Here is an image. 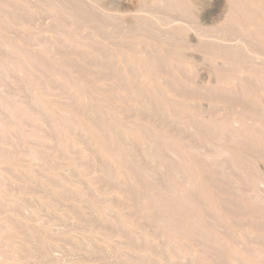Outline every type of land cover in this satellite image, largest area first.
<instances>
[{"label":"rangeland","instance_id":"374dc122","mask_svg":"<svg viewBox=\"0 0 264 264\" xmlns=\"http://www.w3.org/2000/svg\"><path fill=\"white\" fill-rule=\"evenodd\" d=\"M159 1L0 0V264H264V0Z\"/></svg>","mask_w":264,"mask_h":264},{"label":"bare ground","instance_id":"6f19581e","mask_svg":"<svg viewBox=\"0 0 264 264\" xmlns=\"http://www.w3.org/2000/svg\"><path fill=\"white\" fill-rule=\"evenodd\" d=\"M27 1V0H26ZM94 2H95V4H96V6L99 8V9H101V10H106V9H110V8H106L105 6V8H103V6H101V5H99V3L97 4L96 3V1L97 0H93ZM169 1H173V0H160L159 1V3H163L164 4V2L165 3H168ZM122 2V1H121ZM69 3V2H68ZM170 3V2H169ZM246 5V4H245ZM20 6V5H19ZM24 6V5H23ZM34 6V5H33ZM39 6V5H38ZM51 6V5H50ZM194 7V6H193ZM262 7V6H261ZM260 7V8H261ZM25 8V7H24ZM23 8V9H24ZM43 8V7H42ZM247 8V7H246ZM44 9V8H43ZM143 11V10H142ZM107 12V11H106ZM109 12V11H108ZM144 12V11H143ZM4 13V12H3ZM259 13H262V12H259ZM153 14V13H152ZM196 14V13H195ZM55 15V14H54ZM57 15V14H56ZM260 15V14H259ZM60 16H62V15H60ZM132 16V15H131ZM28 17V16H27ZM196 17H197V15H196ZM37 18V17H36ZM25 19V18H24ZM40 19V18H39ZM201 19V18H200ZM212 21V20H211ZM74 22H76V21H74ZM131 22H132V20H131ZM200 22L201 21H199V24L197 23V20L195 19V21H192V22H190V21H188V20H186V19H184V18H178V17H175V18H171V17H167V20H166V25H168L169 27H171V28H183V29H186V31H193L194 29L197 31L198 29H201L200 28ZM46 24V23H45ZM203 24H204V22H203ZM259 24V23H258ZM20 25H21V23H20ZM102 25V24H101ZM25 26V25H24ZM164 26V25H163ZM162 26V27H163ZM77 27V26H76ZM138 27V26H137ZM234 27V26H233ZM263 27H264V25H263ZM33 28V27H32ZM206 29V28H205ZM15 30V29H14ZM203 30V29H202ZM201 30V31H202ZM201 31H200V34H201ZM15 32V31H14ZM48 32H50V31H48ZM198 32V34H199V31H197ZM196 32V33H197ZM202 33H203V31H202ZM209 33V32H208ZM205 34V33H204ZM196 35V34H195ZM207 35V33L205 34V36ZM90 36V35H89ZM192 36V35H191ZM191 36H190V38L189 37H187V38H189V39H191ZM74 37V36H73ZM236 37V36H235ZM200 38V37H199ZM79 39V38H78ZM237 39V38H236ZM240 40V39H239ZM222 42V41H221ZM142 44V43H141ZM93 45H94V43H93ZM97 46V45H96ZM144 46V45H143ZM102 50V49H101ZM148 50V49H147ZM182 50V49H181ZM253 51V55L256 57V59L257 58H260V56L261 55H264L261 51H254V50H252ZM252 51H251V53H252ZM108 52V51H107ZM157 52H158V50H157ZM110 53V52H109ZM156 53V52H155ZM15 54V53H14ZM93 54V53H92ZM106 54V53H105ZM108 54V53H107ZM115 55V54H114ZM106 56V55H105ZM150 56V55H149ZM186 56V55H185ZM249 56V55H248ZM253 56V57H254ZM14 57V56H13ZM125 57V56H124ZM144 57V56H143ZM182 57H183V55H182ZM110 58V57H109ZM123 58V57H122ZM187 58V57H186ZM22 60V59H21ZM110 60V59H109ZM117 60V59H116ZM111 61V60H110ZM118 61V60H117ZM30 62V61H29ZM116 62V61H115ZM183 62V61H182ZM187 62V61H186ZM10 63V62H9ZM12 63V62H11ZM144 63V62H143ZM130 64V63H129ZM14 65V64H13ZM103 65V64H102ZM143 65V64H142ZM145 65V64H144ZM28 66V65H27ZM26 66V67H27ZM180 66V65H179ZM186 66H188V65H186ZM112 67H114V66H112ZM139 67H141L140 65H139ZM178 67V66H177ZM176 67V68H177ZM15 68V67H14ZM119 68V67H118ZM183 68V67H182ZM188 68H193V64H189V67ZM19 71V70H18ZM135 71V70H134ZM141 71V70H140ZM185 71V70H184ZM146 77V76H145ZM176 77V76H175ZM188 79V78H187ZM201 79V78H200ZM251 79V78H250ZM202 80V79H201ZM236 80V79H235ZM179 81V80H178ZM105 82V81H104ZM197 83V82H196ZM157 85V84H156ZM223 97V96H222ZM4 107H6L7 109H9V110H11V113H12V116H14V117H17L18 115V112H16L15 113V110H12V108L9 106V104L7 103V102H5L4 103ZM163 108V107H162ZM14 111V112H13ZM19 111V110H18ZM15 113V114H14ZM181 114V113H180ZM17 115V116H16ZM13 118V117H12ZM22 118V117H21ZM31 119V118H30ZM53 121V120H52ZM236 121V120H235ZM1 122V121H0ZM14 122V121H13ZM80 122V121H79ZM238 122V121H237ZM239 124V123H238ZM82 125V124H81ZM230 128V127H229ZM73 129V128H72ZM72 129H71V131H72ZM64 130V129H63ZM204 130V129H203ZM206 130V129H205ZM218 130V129H217ZM74 131V130H73ZM124 132V131H123ZM148 132V131H147ZM107 133V132H106ZM105 133V134H106ZM20 134V133H19ZM21 134H23V133H21ZM108 134V133H107ZM124 134V133H123ZM224 134V133H223ZM5 135H6V133H5ZM9 135V134H8ZM16 135V134H15ZM213 135V134H212ZM152 136V135H151ZM151 138V137H150ZM155 139V138H154ZM2 140V139H1ZM85 140V139H84ZM83 140V141H84ZM85 142V141H84ZM88 143V142H87ZM67 144V143H66ZM102 145V144H101ZM47 146V145H46ZM92 149V148H91ZM11 150V149H10ZM117 150V149H116ZM156 152V151H155ZM171 152V151H170ZM90 155V154H89ZM105 155V154H104ZM92 156V155H91ZM172 157V156H171ZM81 160V159H80ZM99 160V159H98ZM109 161V160H108ZM158 161V160H157ZM107 162V161H106ZM35 163V162H34ZM79 163V162H78ZM182 163V162H181ZM106 164V163H105ZM92 165V164H91ZM94 165V164H93ZM162 166V165H161ZM93 168V167H92ZM97 168V167H96ZM111 168V167H110ZM153 169V168H152ZM105 170V169H104ZM154 170V169H153ZM156 170V169H155ZM109 171V170H108ZM154 173V172H153ZM76 175V174H75ZM110 175V174H109ZM5 176V175H4ZM182 176V175H181ZM130 178V177H129ZM70 179V178H69ZM187 180V179H186ZM164 181V180H163ZM188 183V182H187ZM261 183V182H260ZM263 183V182H262ZM119 187V186H118ZM120 187H121V185H120ZM167 189H168V187H167ZM128 190V189H127ZM134 190V189H133ZM137 194V193H136ZM5 195V194H4ZM263 199V198H262ZM26 209V208H25ZM196 211V210H195ZM32 212V211H31ZM64 214V213H63ZM31 215H32V213H31ZM44 215V214H43ZM105 215V214H104ZM116 216V215H115ZM43 217V216H42ZM51 217V216H50ZM57 217V216H56ZM70 217V216H69ZM52 218V217H51ZM37 219V218H36ZM40 219V218H39ZM53 219V218H52ZM60 219V218H59ZM42 220V219H41ZM1 223V222H0ZM62 223V222H61ZM1 226V225H0ZM4 226V225H3ZM160 232V231H159ZM153 233V232H152ZM163 238V237H162ZM165 238V237H164ZM157 240V239H156ZM155 240V241H156ZM166 240V239H165ZM260 241V240H259ZM165 243V242H164ZM167 243V242H166ZM190 246V245H189ZM48 247V246H47ZM179 247V246H178ZM58 252V251H57ZM45 253V252H44ZM50 253H52V252H50ZM72 253V252H71ZM70 255V254H69ZM1 256V255H0ZM2 256H3V254H2ZM1 256V257H2ZM48 256V255H47ZM55 257V256H54ZM182 257V256H181ZM50 259V258H49ZM56 259V258H55ZM62 259V258H61ZM184 259V258H183ZM178 262V261H177ZM181 263V262H180ZM184 263H186V262H184ZM192 263V262H191ZM19 264V263H18Z\"/></svg>","mask_w":264,"mask_h":264}]
</instances>
